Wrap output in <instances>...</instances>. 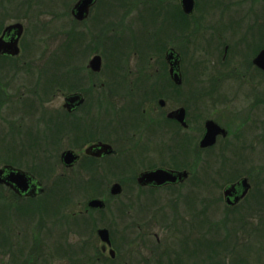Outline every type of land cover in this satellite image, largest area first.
Masks as SVG:
<instances>
[{"label": "flooded vegetation", "instance_id": "af4514ba", "mask_svg": "<svg viewBox=\"0 0 264 264\" xmlns=\"http://www.w3.org/2000/svg\"><path fill=\"white\" fill-rule=\"evenodd\" d=\"M95 3L90 7L89 13ZM178 7L177 11V7L173 5L170 14L174 17L177 11L179 18L184 19L185 24H188V18L193 12L185 11L182 0L179 1ZM146 12L155 27V23H158L155 19L159 15L158 10L152 9V12L150 10ZM87 18L89 16L83 20L77 18L74 20L82 22ZM18 22L4 25L0 29V36L4 34L7 26ZM23 27L24 34V24ZM23 34L19 39L18 54L0 52V120L4 114L3 110L10 115L3 117L9 119L8 124H2L3 126L0 124V145L2 133H10L13 137L32 136L31 140L28 137L27 143L37 148L47 149L48 146H52L58 154L60 178L68 182L86 181L84 187L88 194L83 201L75 202L71 208H61L64 200L62 197L58 199L56 208L44 209V205L38 202L45 199L42 196L46 193V187L38 176L24 169L30 172L34 179L32 183L30 181L28 192H21L17 190V184L7 168L3 177L7 182L11 179L14 182H8L10 184L0 182V184L13 191V197L16 198L14 203L21 200L27 205L17 210L10 208L2 216L5 222L9 223L3 224L5 229L0 226V238L4 232L5 240L2 244L11 248L8 251L9 255L13 254L17 238L26 234L28 239L25 237L22 243L18 242V245L22 249L26 246H32V250L35 248L33 252L38 254L36 261L42 262L47 257V260L48 258L51 260V264H54L52 262L80 264L82 258L83 264H97L101 261L107 264H132L129 257L120 254L119 245L126 241L125 236H123L124 241L120 238L121 243H119L118 235L112 229L114 221L108 210L111 197H119L124 192V184L136 182L140 188L149 190L152 194L182 186L193 173V152L199 156L201 163L204 153L209 150L238 149V142L243 143L242 140L245 141L251 131L254 133L255 128H258L260 135L264 136V86L258 91L256 80L260 77L261 82H264V69L255 63L256 56L264 46L254 47V38H249L247 41L244 39L242 42L253 45L254 50L249 54L242 52L239 47V49L233 47V44L228 42V38H221L220 45L224 46L221 60L219 59L222 63L221 71L217 75L214 73L208 75L209 80L206 81L192 80V71L187 69L188 63L183 62V51L173 46L171 40H167L168 43L163 41L165 43L158 45L159 41L154 39L156 37L154 32L151 34L153 38L142 39L140 45L144 50L147 45L153 44V47L149 48L150 59H154L156 55L157 61L153 65L149 64V67L155 68L156 75L153 74L154 72H144L146 58L140 52L144 65L138 63L133 65V68L142 72L138 75L139 78L145 79H137L141 85L131 86L127 82L124 92L132 94L135 90H142V98L145 100L139 104L141 111L132 123V127H129L128 116L113 111L111 99L117 91H113V81L108 79L113 69L105 64L102 54L92 55L101 56V63L97 67L90 64L91 58L85 65L87 81L81 80L80 67L73 66L64 70L62 68L66 64L63 63L58 66L60 73L56 74L57 80L53 81V78L50 79L48 76L50 80L46 81V86H40L29 80L28 62L31 54L22 48ZM14 35L15 30H11L4 34V38L10 40ZM152 39L155 42H151ZM94 45L101 49L100 42ZM218 50V48L214 49L212 56H215ZM119 68L116 69L120 70ZM133 68L130 70L133 71ZM148 76L153 79H149ZM129 82L134 83V81ZM240 102L246 103V106L241 107ZM33 112L37 113L35 117L37 125L42 124V127L35 129L37 130L34 131L35 134L32 132L33 124L30 122ZM209 120L216 122L222 129L217 133L212 145L204 146L202 141ZM249 121H251L250 125ZM257 138L258 136L242 147L250 148L251 152H255L258 150V141H261V137L258 140ZM14 141L17 142L15 137ZM14 164L12 161H3L0 162V167L20 168ZM158 168L174 171L175 180L162 183L140 181L145 172ZM181 172H185L186 175ZM243 178L247 179L250 188L238 201H235V198L240 196L241 192L228 197L223 192L225 204L232 208H236L244 201L252 189L253 184L247 176H242L229 184H234ZM38 183L41 186L36 185ZM105 183L107 186H102ZM116 183L121 186L119 193L112 191ZM36 187L42 188V191L34 190L32 194L30 189ZM257 194L264 196L263 193L257 192ZM92 199L102 200L103 206L90 205ZM196 211L192 213L201 214ZM18 220L23 224L18 223ZM26 222L28 223L25 224ZM157 222L158 232L155 230L148 232L155 237L154 245L150 246V252L155 256L142 254L135 258L134 263H176L174 256L167 255L171 252L170 245L167 244L170 241L167 229L171 230V228L160 223L159 219ZM169 224L172 226L171 223ZM65 227L67 229L61 231ZM104 228L108 230L110 242L104 241L100 235V230ZM77 233L88 235L89 242L76 241ZM71 235L70 241L68 238ZM51 240L58 245L54 246ZM96 240L99 241L100 247L98 246L99 249L93 252ZM86 243L90 246L87 251ZM46 244L50 251H47ZM3 253L0 246V257ZM31 259L32 257H28L26 262H32ZM17 263L22 262L17 261L14 256L10 264Z\"/></svg>", "mask_w": 264, "mask_h": 264}, {"label": "rangeland", "instance_id": "374dc122", "mask_svg": "<svg viewBox=\"0 0 264 264\" xmlns=\"http://www.w3.org/2000/svg\"><path fill=\"white\" fill-rule=\"evenodd\" d=\"M77 1L0 0V29L11 22L24 24L22 48L31 54L28 62L31 72L29 80L40 86H46V81L52 78L56 81V74L60 73L58 66L63 63L66 64L62 68L64 70L73 66L80 67L81 80L87 81L85 65L94 53L102 54L105 64L113 69L108 77L113 81V91H117L111 99L113 111L127 115L129 127H132L141 111L139 104L145 100L142 98V90H135L132 94L124 92L127 82L131 86L141 85L137 79H145L139 78L142 72L133 68V65L143 64L140 52L146 58L144 72H154L156 75L155 68L149 67V64L153 65L157 61L156 55L150 59L149 48L153 44L147 45L144 50L140 45L142 39L156 36L154 39L159 41L158 45L171 40L173 46L183 51V62L188 63L187 69L192 71V80L204 81L209 80L208 75H217L221 71L222 63L219 59L224 47L220 45L221 38H228L233 47L240 48L246 54L253 51L254 47L264 46V0H195L188 24L179 18L177 11L180 0H96L89 18L82 22L75 21L72 15V8ZM173 5L177 7L174 17L170 14ZM152 9L158 10L159 14L158 18L155 17L158 22L155 27L149 15H146V11L152 12ZM249 38H254V47L251 43H242ZM150 41L155 42L153 39ZM96 42L102 44L101 49L96 48ZM216 48L219 50L212 56ZM118 67L120 70L116 69ZM132 68L133 71L130 70ZM256 80L257 90L260 91L264 82H261L260 77ZM239 104L241 107L246 106L244 102ZM3 113L1 125L9 123V119L3 117L10 115L4 110ZM36 115L33 112L30 120L33 133L42 127V124L37 125ZM194 120L197 121L195 117ZM253 132L246 136L245 141L242 140L243 143L238 142L239 150H209L204 153L201 163L199 156L193 152V173L182 186L152 194L140 188L136 182L124 184V192L119 197H111L108 205L114 221L112 229L118 235L119 243L123 236L126 240L119 245L120 254L129 257L132 264H136L135 258L142 254L155 256L150 252L155 237L148 232H158L159 219L160 223L171 228H166L170 236L167 244L171 248L167 255L174 256L175 264H264V196L257 194H264V136L260 135L258 128ZM257 136L261 137L258 150L251 152L250 148L242 147ZM14 137L10 133H2L0 162L12 161L14 165L38 176L46 187V193L42 196L45 199L38 202L44 205V209L56 208L58 199L62 197L64 200L61 208H71L75 202L85 199L88 194L84 187L86 181L68 182L60 178L58 154L52 146L47 149L37 148L27 143L28 137L31 140L32 136ZM242 176L249 177L252 189L244 201L232 208L225 204L223 192L230 182ZM102 186L106 187L107 184ZM13 196L11 189L0 184V226L3 229V224L9 223L2 218L8 209L17 210L27 206L18 199L14 203L16 198ZM191 209L201 214L194 215ZM17 222L23 224L19 220ZM64 229L67 228L61 231ZM3 235L4 232L0 238L1 250L4 251L0 264H10L14 256L21 264H51L47 257L42 262L36 261L38 254L33 252L35 248L32 250V246L23 249L19 247L18 242L22 243L25 237L28 239L26 234L17 238L13 254L9 255L11 248L2 244L5 240ZM88 237L77 233L76 241L89 242ZM68 240H72V235ZM51 242L54 246L58 245L54 240ZM98 242L96 240V245H93V252L99 249ZM88 245L86 243V251L90 247ZM45 246L50 251L48 245ZM28 257H32V262H26ZM80 262L83 264L82 258ZM97 264L107 263L101 261Z\"/></svg>", "mask_w": 264, "mask_h": 264}, {"label": "water", "instance_id": "95a60500", "mask_svg": "<svg viewBox=\"0 0 264 264\" xmlns=\"http://www.w3.org/2000/svg\"><path fill=\"white\" fill-rule=\"evenodd\" d=\"M95 2H96V0H78L72 9L73 15L80 20L86 18L89 14L90 7ZM182 5H183V8L185 9V11L187 13H192L194 10L195 0H182ZM11 30H15V35L10 40H5L4 34L7 32H10ZM23 31H24V27H23V24L20 22L7 26V28L4 31V34L2 36H0V52H9L11 54H18L20 51L19 39L22 36ZM100 63H101V56L100 55L94 56L90 61V64L93 67H97ZM255 63L264 69V48L256 56ZM220 129H222V128H220V126L216 122H214L213 120H209L207 122V132L203 138L202 144L204 146L212 145L215 142V137H216V135ZM7 168H9L11 177L17 184V187H18L17 190H19L21 192H28L27 190L29 188L30 181H31V183L33 182L34 176L32 174H30V172L24 171V170L19 169V168H14L11 166L10 167L9 166L0 167V182H7L6 178L3 177ZM181 173L183 175H186L185 172H181ZM175 178H176V176H175L174 171L167 170L164 168H158L155 170L145 172L142 175V178H140V181L144 182V183H146V182L162 183V182L173 181V180H175ZM12 179L8 180V182H12L13 181ZM8 184H10V183H8ZM36 185L41 186L40 183H38ZM34 186H35V184H34ZM249 188H250V185H249L247 179L243 178L234 184L228 185L225 188L224 192H225L227 197L238 194L241 192L240 196L235 198V201H238L241 197H243L248 192ZM34 190L36 192H39V191H42V188L36 187L35 189H30V192L32 194H34ZM112 191L114 193H119L121 191L120 184H118V183L114 184ZM27 194H29V193H27ZM102 203H103V201L100 199H92L89 204L92 206H103ZM100 235L104 241L110 242L107 229H105V228L101 229Z\"/></svg>", "mask_w": 264, "mask_h": 264}]
</instances>
